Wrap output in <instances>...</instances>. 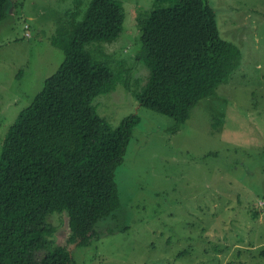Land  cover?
I'll return each mask as SVG.
<instances>
[{
    "label": "rangeland",
    "instance_id": "obj_1",
    "mask_svg": "<svg viewBox=\"0 0 264 264\" xmlns=\"http://www.w3.org/2000/svg\"><path fill=\"white\" fill-rule=\"evenodd\" d=\"M117 1L126 10L124 31L101 46L107 56L100 59H111L131 88L120 84L95 104L113 127L131 115L141 123L117 170L122 206L90 246H70L75 264H264V0H208L221 37L241 50L242 60L179 127L133 97L145 84L147 69L135 57L154 0ZM73 5L10 0L0 23V145L64 62L51 39ZM51 223L57 244L67 246V220L54 216Z\"/></svg>",
    "mask_w": 264,
    "mask_h": 264
},
{
    "label": "trees",
    "instance_id": "obj_2",
    "mask_svg": "<svg viewBox=\"0 0 264 264\" xmlns=\"http://www.w3.org/2000/svg\"><path fill=\"white\" fill-rule=\"evenodd\" d=\"M9 6L0 0V23ZM125 21L117 0H74L57 21L51 45L64 62L0 145V264H75L70 246H90L101 223L120 210L117 170L141 118L131 115L113 127L95 101L120 84L131 88L111 59H100L107 56L101 46L121 37ZM142 22L135 60L147 73L133 97L179 127L201 99L229 82L241 50L221 37L208 0H154ZM54 216L67 220V246L55 240Z\"/></svg>",
    "mask_w": 264,
    "mask_h": 264
}]
</instances>
